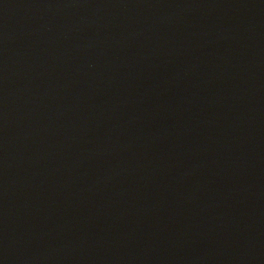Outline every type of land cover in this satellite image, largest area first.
<instances>
[{
  "label": "water",
  "instance_id": "95a60500",
  "mask_svg": "<svg viewBox=\"0 0 264 264\" xmlns=\"http://www.w3.org/2000/svg\"><path fill=\"white\" fill-rule=\"evenodd\" d=\"M0 264H264V0H0Z\"/></svg>",
  "mask_w": 264,
  "mask_h": 264
}]
</instances>
